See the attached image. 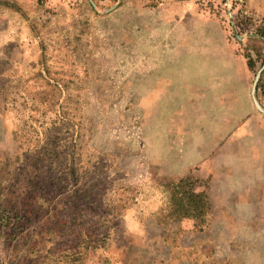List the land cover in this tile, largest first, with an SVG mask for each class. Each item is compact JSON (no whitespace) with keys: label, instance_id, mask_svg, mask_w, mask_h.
<instances>
[{"label":"rangeland","instance_id":"374dc122","mask_svg":"<svg viewBox=\"0 0 264 264\" xmlns=\"http://www.w3.org/2000/svg\"><path fill=\"white\" fill-rule=\"evenodd\" d=\"M263 26L264 0H0V264H264ZM182 178L203 231L158 223Z\"/></svg>","mask_w":264,"mask_h":264},{"label":"trees","instance_id":"16d2710c","mask_svg":"<svg viewBox=\"0 0 264 264\" xmlns=\"http://www.w3.org/2000/svg\"><path fill=\"white\" fill-rule=\"evenodd\" d=\"M258 34L264 38V26L258 30ZM247 59L248 67L253 70L255 63L249 54ZM258 90L262 91L264 96L263 82ZM165 193L166 204L165 209H162L160 213L161 217L158 218L159 225L166 227L168 223L192 220L197 228L201 231L204 230L209 223L212 209L210 199L205 191H197L190 178H182L177 182L167 184ZM102 241L98 243H103Z\"/></svg>","mask_w":264,"mask_h":264},{"label":"water","instance_id":"95a60500","mask_svg":"<svg viewBox=\"0 0 264 264\" xmlns=\"http://www.w3.org/2000/svg\"><path fill=\"white\" fill-rule=\"evenodd\" d=\"M264 71V66L263 68L261 69V71L259 72V74L257 75L256 77V82L253 86V89H252V93H253V96H254V103H255V106L257 107L258 110L262 111V106L260 105L259 101L256 99V92H257V84L260 80V77H261V74L262 72Z\"/></svg>","mask_w":264,"mask_h":264}]
</instances>
